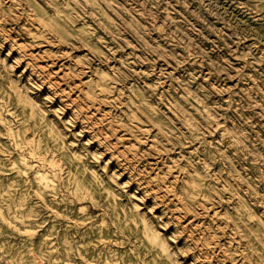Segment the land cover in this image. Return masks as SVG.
Wrapping results in <instances>:
<instances>
[{
    "label": "rangeland",
    "instance_id": "1",
    "mask_svg": "<svg viewBox=\"0 0 264 264\" xmlns=\"http://www.w3.org/2000/svg\"><path fill=\"white\" fill-rule=\"evenodd\" d=\"M0 264H264V0H0Z\"/></svg>",
    "mask_w": 264,
    "mask_h": 264
}]
</instances>
